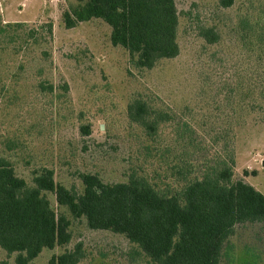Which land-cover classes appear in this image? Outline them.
Segmentation results:
<instances>
[{"label":"rangeland","instance_id":"obj_1","mask_svg":"<svg viewBox=\"0 0 264 264\" xmlns=\"http://www.w3.org/2000/svg\"><path fill=\"white\" fill-rule=\"evenodd\" d=\"M83 1L0 0V155L16 174L32 185L36 171L51 168L56 182L80 192V173L112 183L136 171L172 191L180 188L183 163L196 176L207 162L233 154L232 179L264 192V102L243 78L244 44L258 42L240 36L242 19L264 23V0L229 7L175 0L179 53L151 68L135 66L127 50L113 45L102 19L67 28L63 12ZM206 27L216 41L201 35ZM135 98L168 116L151 137L127 114ZM43 193L69 218L70 240L44 248L35 264H49L76 244L79 264H156L125 235L89 228L53 192ZM15 255L0 248V264H14ZM220 263L264 264V221L238 223Z\"/></svg>","mask_w":264,"mask_h":264},{"label":"trees","instance_id":"obj_2","mask_svg":"<svg viewBox=\"0 0 264 264\" xmlns=\"http://www.w3.org/2000/svg\"><path fill=\"white\" fill-rule=\"evenodd\" d=\"M218 3L229 7L234 0ZM62 17L67 28L102 19L110 26L111 43L127 50L137 67L151 68L159 59L179 53L175 0H84ZM240 24L242 39L258 42L244 44L247 66L242 75L249 93H257V100L264 102V23L261 18H244ZM201 35L208 42L218 39L212 27L202 28ZM127 114L149 137L168 119L140 98L127 105ZM82 131L88 134L89 127L82 126ZM233 161V154L228 159L219 156L196 176H191L192 166L185 162L180 165V188L172 191L136 171L127 180L112 183L95 173H80L83 187L77 192L56 182L53 169L47 167L36 171L33 184L28 185L0 155V248L16 254L14 264H35L34 258L44 248L69 242L70 220L51 207L43 193L51 191L59 206L76 218L83 217L89 228L125 235L156 264H221L234 227L264 221V192L233 180ZM82 258L81 246L76 244L53 255L49 264H79Z\"/></svg>","mask_w":264,"mask_h":264}]
</instances>
